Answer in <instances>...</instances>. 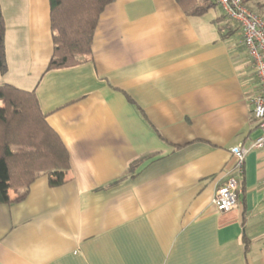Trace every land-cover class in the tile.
<instances>
[{
    "label": "crops",
    "instance_id": "1",
    "mask_svg": "<svg viewBox=\"0 0 264 264\" xmlns=\"http://www.w3.org/2000/svg\"><path fill=\"white\" fill-rule=\"evenodd\" d=\"M0 2V84L36 91L72 175L59 187L41 175L23 201L0 205V264H264L257 80L220 7L188 17L176 0H115L90 60L48 71L49 0ZM230 177L238 207L220 213L214 196Z\"/></svg>",
    "mask_w": 264,
    "mask_h": 264
},
{
    "label": "trees",
    "instance_id": "2",
    "mask_svg": "<svg viewBox=\"0 0 264 264\" xmlns=\"http://www.w3.org/2000/svg\"><path fill=\"white\" fill-rule=\"evenodd\" d=\"M49 2L54 49L48 71L88 62L100 16L115 0ZM176 2L188 17L205 16L217 7L215 0ZM243 2L252 11L253 3L261 5L260 0ZM220 19L228 18L223 15ZM227 26L231 29L228 35L239 30L237 25L229 23ZM6 33L7 25L0 2V73L8 70ZM0 101V205L23 201L28 196L31 185L41 175H47L51 187H59L70 181L72 175L68 150L48 124L36 91L0 84ZM135 166L136 164H132L129 171Z\"/></svg>",
    "mask_w": 264,
    "mask_h": 264
},
{
    "label": "built area",
    "instance_id": "3",
    "mask_svg": "<svg viewBox=\"0 0 264 264\" xmlns=\"http://www.w3.org/2000/svg\"><path fill=\"white\" fill-rule=\"evenodd\" d=\"M223 14L240 29L242 41L253 63L257 80V94L252 98L257 127L261 131L252 145L253 149H264V18L249 9L243 0H215ZM236 168L242 173L248 150L237 146L232 149ZM239 183L230 177L217 190L213 203L220 213H228L238 207ZM264 252V248H263Z\"/></svg>",
    "mask_w": 264,
    "mask_h": 264
},
{
    "label": "rangeland",
    "instance_id": "4",
    "mask_svg": "<svg viewBox=\"0 0 264 264\" xmlns=\"http://www.w3.org/2000/svg\"><path fill=\"white\" fill-rule=\"evenodd\" d=\"M263 2H264V0H263ZM214 12H216L217 14L219 13L220 14V11H219V9L218 8H214V9H212V11H211V13L210 14H214ZM255 12V11H254ZM258 14V13H257ZM233 25H235L236 26V24H234L233 23ZM2 106V102L0 101V107Z\"/></svg>",
    "mask_w": 264,
    "mask_h": 264
}]
</instances>
